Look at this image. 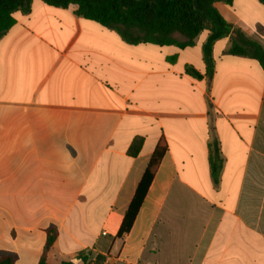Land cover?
<instances>
[{"label":"crops","instance_id":"1","mask_svg":"<svg viewBox=\"0 0 264 264\" xmlns=\"http://www.w3.org/2000/svg\"><path fill=\"white\" fill-rule=\"evenodd\" d=\"M213 47L126 43L77 6L33 0L0 38V257L39 264H264L260 0L215 3ZM144 144L137 156L129 148ZM168 148L131 231L116 235L159 140ZM223 166L212 174V143Z\"/></svg>","mask_w":264,"mask_h":264},{"label":"trees","instance_id":"2","mask_svg":"<svg viewBox=\"0 0 264 264\" xmlns=\"http://www.w3.org/2000/svg\"><path fill=\"white\" fill-rule=\"evenodd\" d=\"M54 7L76 5V14L115 30L128 44L140 43L156 46L177 44L192 46L203 32L208 36L202 50L209 79L214 74V44L232 33L233 26L218 12L215 3L229 5L233 0H42ZM264 5V0H260ZM33 0H0V38L16 23V12L29 13ZM229 54L247 56L259 61L264 69V48L256 41L242 37L233 43ZM144 144L142 137L133 140L129 154L137 156ZM168 144L161 138L139 182L136 193L124 215L116 235L125 237L132 229L150 185L167 151ZM211 166L217 181L223 166L218 143H212ZM57 238L55 227L47 231V239L39 264H46L47 254ZM75 261L63 263L74 264ZM0 264H15L12 256H1Z\"/></svg>","mask_w":264,"mask_h":264},{"label":"built area","instance_id":"3","mask_svg":"<svg viewBox=\"0 0 264 264\" xmlns=\"http://www.w3.org/2000/svg\"><path fill=\"white\" fill-rule=\"evenodd\" d=\"M107 264H110V263H107Z\"/></svg>","mask_w":264,"mask_h":264}]
</instances>
